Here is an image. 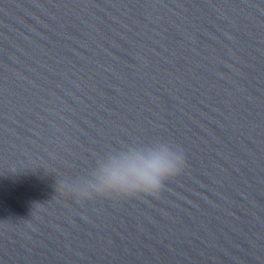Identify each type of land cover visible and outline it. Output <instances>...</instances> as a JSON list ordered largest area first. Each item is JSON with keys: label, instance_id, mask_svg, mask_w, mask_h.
Masks as SVG:
<instances>
[{"label": "clouds", "instance_id": "9594fccd", "mask_svg": "<svg viewBox=\"0 0 264 264\" xmlns=\"http://www.w3.org/2000/svg\"><path fill=\"white\" fill-rule=\"evenodd\" d=\"M186 166L181 145L167 140L131 142L100 155L85 174L57 179L56 188L80 202L158 197Z\"/></svg>", "mask_w": 264, "mask_h": 264}]
</instances>
